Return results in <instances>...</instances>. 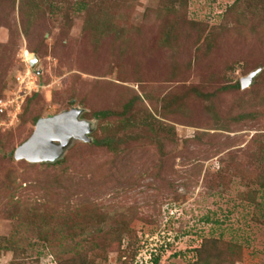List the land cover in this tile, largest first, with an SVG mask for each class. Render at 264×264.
Here are the masks:
<instances>
[{
	"label": "rangeland",
	"instance_id": "rangeland-1",
	"mask_svg": "<svg viewBox=\"0 0 264 264\" xmlns=\"http://www.w3.org/2000/svg\"><path fill=\"white\" fill-rule=\"evenodd\" d=\"M25 54L40 86L0 117V264H264V0H0L1 101ZM72 109L90 142L15 160Z\"/></svg>",
	"mask_w": 264,
	"mask_h": 264
},
{
	"label": "water",
	"instance_id": "water-1",
	"mask_svg": "<svg viewBox=\"0 0 264 264\" xmlns=\"http://www.w3.org/2000/svg\"><path fill=\"white\" fill-rule=\"evenodd\" d=\"M38 58L30 61L34 70ZM258 72L241 80L242 89L248 88ZM81 111L72 109L51 118L40 119L32 136L14 152L16 161L30 164L55 163L59 161L74 141L90 142L92 125L80 119Z\"/></svg>",
	"mask_w": 264,
	"mask_h": 264
},
{
	"label": "built area",
	"instance_id": "built-area-1",
	"mask_svg": "<svg viewBox=\"0 0 264 264\" xmlns=\"http://www.w3.org/2000/svg\"><path fill=\"white\" fill-rule=\"evenodd\" d=\"M23 64L27 67L28 71H25L23 75H19L16 78L17 89L14 91L13 97L5 101L0 100V117H3L5 115L8 116V114L5 113L8 109L13 108L15 104H18V106L20 104L22 105L25 102L27 96H30L31 94L37 92L40 86L39 80L35 78L37 77V75H35V73L31 71V66L28 61V57H26V54L23 56ZM13 115H15V112H13L12 116ZM12 116L9 114V117Z\"/></svg>",
	"mask_w": 264,
	"mask_h": 264
},
{
	"label": "trees",
	"instance_id": "trees-1",
	"mask_svg": "<svg viewBox=\"0 0 264 264\" xmlns=\"http://www.w3.org/2000/svg\"><path fill=\"white\" fill-rule=\"evenodd\" d=\"M105 115H106V113H101V114H99V117H97V118H105ZM94 144L97 145V146H105L108 149H112V141H110V140H104L102 142L95 141ZM61 162H62L61 160L57 161L56 164L59 165V164H61ZM155 263L158 264V261L155 260Z\"/></svg>",
	"mask_w": 264,
	"mask_h": 264
}]
</instances>
